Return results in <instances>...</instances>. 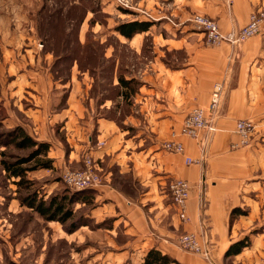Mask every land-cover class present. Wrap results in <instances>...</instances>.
I'll use <instances>...</instances> for the list:
<instances>
[{
    "label": "crops",
    "instance_id": "obj_1",
    "mask_svg": "<svg viewBox=\"0 0 264 264\" xmlns=\"http://www.w3.org/2000/svg\"><path fill=\"white\" fill-rule=\"evenodd\" d=\"M133 2L154 18L179 17V31L166 22L170 35L155 33V23L142 32L153 34L154 52L162 47L187 50L186 62L177 68L169 67L156 54L140 72L143 84L135 95V105L142 114L141 120L129 114L126 129L112 117L94 114L95 108L86 105L83 95L89 83L75 81L74 75L68 82H59L49 68L51 52L36 51L26 34L21 33L12 36L11 43L0 51V101L7 109L5 119L12 120L14 126L23 125L38 140L48 141V157L55 164H61L65 157L66 162H79L85 154L97 162L101 183L88 188L95 194L92 202H80L87 206L84 212L88 222L71 232L65 231L58 221L53 226V238H65L81 247L80 264H143L152 247L170 254L178 261L176 264H222L221 258L227 256L231 243L245 233L242 218L231 220L232 210L242 203L237 199L242 185L238 174L228 176V161L238 153L230 149L237 140V119L254 122L249 116L256 104L264 102V94L260 99L252 95L258 88L264 89V70L253 62L258 55H264V31L236 46L226 41L209 45L184 20L192 11L203 12L229 32L244 26L252 11L264 7V0ZM104 9L114 10L110 6ZM137 12L128 20L149 19ZM130 13L122 12L124 16H131ZM142 33L127 38L136 52L142 47ZM123 37L117 35L119 40ZM216 82L223 84L225 93L216 115L218 130L209 136L205 159L187 163L184 155L165 150L162 142L180 129L192 108H208ZM62 88L68 94L59 106L57 92ZM100 106L110 108L106 100ZM142 122L143 129L136 131ZM60 134L65 135L64 140ZM204 136L205 133L197 138L179 136L187 155H201ZM240 166L236 163L232 171L237 168L239 173ZM175 177L188 179L192 184L188 221L180 219L169 191V182ZM261 199L264 202V194ZM186 230L209 240L213 259L180 247L178 239ZM3 255L0 248V262ZM234 256L239 261L246 255L242 250Z\"/></svg>",
    "mask_w": 264,
    "mask_h": 264
},
{
    "label": "rangeland",
    "instance_id": "obj_2",
    "mask_svg": "<svg viewBox=\"0 0 264 264\" xmlns=\"http://www.w3.org/2000/svg\"><path fill=\"white\" fill-rule=\"evenodd\" d=\"M106 6L114 8L113 12L106 11ZM126 11L131 12V16L122 14ZM195 12L199 11L190 12L184 22L190 25L193 31L201 33L206 44H209L206 34L190 20ZM138 13L135 9L117 5L115 0H0V51L2 46L11 43L12 36L18 33L26 34V40L31 41L36 51L51 52L49 68L53 70L59 82H68L73 75L75 81L78 79L83 83V80H86L89 83L87 93H83L86 105L95 108L94 114L112 117L121 127L127 129L128 115L134 114L139 118L142 114L136 111V94L128 98L118 95V89L112 84L113 69L116 67V70L127 78L130 75L140 78V72L156 54L171 68L183 65L187 58L185 48L162 47L154 52L151 32L142 33L144 40L140 52L134 50L127 37L119 40V32L115 30V26L128 20V17H136ZM147 20L154 21L155 33L170 35L171 31L168 30L166 22L179 31L177 25L180 21L177 16ZM253 62L264 70V55H258ZM57 93L61 106L66 100L68 90L62 88ZM263 94L264 89L259 88L252 93L253 97L258 95L259 99ZM224 96L223 90L219 109ZM105 100L110 108L100 106ZM6 112L7 109L4 110L0 106V248L4 254L0 264H80L81 247L67 242L65 238H53V226L57 220L46 219L29 207L24 199L35 192L38 197L45 199L54 194L71 195L78 192L81 199H89L92 202V197H95L93 192L88 188L74 190L62 178L64 169L82 167V159L88 154L80 158L82 163L66 162L65 157L61 164L52 162V167H35V161H30L26 165L33 168L27 171L22 184H17L15 180L18 178L9 177L1 159L15 160L24 157L29 149L18 148L11 141L8 131L14 125L12 120L6 121L3 117ZM252 112L249 117L256 122L257 127L248 144L236 148L230 144L231 151L238 153L228 161L231 167L228 176L238 174L242 185L240 198H237L241 199L242 203L233 213L231 220L235 222L237 218H242L245 221V233L242 238L247 237L250 245L243 248L246 255L244 258L239 257V261H235V254H230L221 258L222 264H245L244 260L248 261L247 264H264V202L261 199L264 194V102L256 104ZM143 127L142 122L135 130H142ZM60 136L64 140L65 135ZM235 136L237 139V135ZM236 163L241 164L239 173L237 168L232 171V166L236 167ZM81 199L70 204L73 216L66 225L79 218L81 213L85 215L87 206H81ZM58 222L65 231L71 232L66 225ZM214 256L212 253L210 259ZM82 258L84 260L86 256Z\"/></svg>",
    "mask_w": 264,
    "mask_h": 264
},
{
    "label": "built area",
    "instance_id": "obj_3",
    "mask_svg": "<svg viewBox=\"0 0 264 264\" xmlns=\"http://www.w3.org/2000/svg\"><path fill=\"white\" fill-rule=\"evenodd\" d=\"M231 2L232 0H228ZM117 5L125 8L135 9L146 15L149 19L154 18L151 13L139 7H135L133 0H115ZM195 27L200 28L207 37L209 44L217 45L228 42L233 46L244 42L247 38L264 31V7L252 11L247 23L237 29L224 32L217 19L210 15L195 12L190 17ZM42 46V45H41ZM223 84L216 82L211 94L208 108L197 106L192 108L185 116L183 123L178 131H172L171 137L164 140L162 147L174 153L185 156L187 163H199L205 159L209 136L218 130L216 115L219 113V104ZM256 128L255 123L249 118L237 119L234 132L237 140L231 143L233 148L240 147L249 143ZM205 133L200 142L201 155L192 157L187 155L186 146L180 135L197 138ZM63 181L74 190L91 188L101 183V173L99 166L92 155H86L83 159V166L76 169L66 168L62 171ZM192 184L188 179L175 177L169 182V191L176 205L178 215L182 221H188L187 203L191 195ZM180 247L186 251L197 253L205 258L211 257L209 240L205 236H200L194 231H184L178 239Z\"/></svg>",
    "mask_w": 264,
    "mask_h": 264
},
{
    "label": "trees",
    "instance_id": "obj_4",
    "mask_svg": "<svg viewBox=\"0 0 264 264\" xmlns=\"http://www.w3.org/2000/svg\"><path fill=\"white\" fill-rule=\"evenodd\" d=\"M153 23L154 21L152 20L129 19L118 23L115 26V30L127 38H132L137 33L148 31ZM112 77V84L118 89V95L124 98L135 95L143 84V81L136 75H130L127 78L124 74L119 73L116 67L113 69ZM0 106L5 110L2 102ZM6 113L3 116L4 118L6 117ZM8 132L11 141H13L18 148L29 149L28 154L24 157H19L15 160L1 159L2 166L9 177L18 178L15 180L17 184H22L26 178L27 171L33 168L26 165L30 161H35V167H52L53 159L48 157V151L50 149V143L48 141L38 140L30 134L23 125H16ZM89 190L93 192V190ZM79 199H81V194L78 192L71 193V195H67L66 193L61 195L54 194L48 199L38 197V194L35 192L27 195L24 202L46 219L57 220L63 225H66V222L73 216V208L70 204ZM235 210H237V207L232 210L231 219L233 218ZM87 219L88 218L81 213L79 218L72 220L69 225H66V228L69 231H74L82 224L87 223ZM248 245H250V241L247 237L240 238L231 243L225 255L238 254ZM177 262L178 261L170 254L163 252L157 247H152L147 251L143 264H173Z\"/></svg>",
    "mask_w": 264,
    "mask_h": 264
}]
</instances>
